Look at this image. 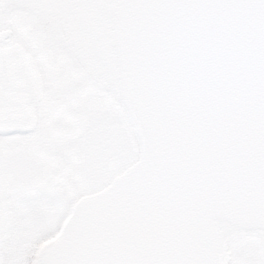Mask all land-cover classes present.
<instances>
[{"label": "water", "instance_id": "water-1", "mask_svg": "<svg viewBox=\"0 0 264 264\" xmlns=\"http://www.w3.org/2000/svg\"><path fill=\"white\" fill-rule=\"evenodd\" d=\"M158 1L163 0H152V7L159 5ZM186 1L187 0H185V6L187 5ZM170 2L172 3V0H170ZM200 3L206 8L203 9L205 13H203L201 20L200 18L197 19V23H195L193 29L189 26L186 27L180 24L179 19L180 16H185L186 13L183 12L185 9H168L167 16H169V19H166L167 16L165 15L163 23L159 21V25H157V29L159 28V31H157V55L150 59L149 62H142L137 65V69L129 64V67L135 69V73L133 69H130L131 73L128 75L131 79V81H129L131 86L129 90V92H131V96H129V103H131L130 110L132 116L138 118L140 121L141 128L143 129L141 133L144 135L147 142H150L152 140V134L157 131L158 146L162 147L168 144L169 146L172 145L174 150H177L176 153L173 149L168 152L165 151V155H163V159H161V163H159V167L163 165V169H166L162 172V174L164 173L163 179H165V181L169 180L172 183L174 177L181 176L183 180L181 179L173 184L176 186H180V184L183 185V189L186 188V192H198L196 196L193 194L195 196V201L193 200L192 194L189 193V196L186 197L188 200L187 203L185 198L182 200L184 203L176 201L177 194L180 193L168 194L164 190L157 192L159 197L158 200L156 198L153 199L159 202L160 194H163V200H175V203H170L172 205L171 209H177V212L181 214H183V210H186V220L191 219L197 212L207 207L206 204H211L213 206V212L215 213L216 209L220 207L219 205H221V202L225 203L228 200L236 202L242 209L239 211L238 216L243 215L246 219H248V217L258 218L257 214H264V194L259 193V189H263V184H260L261 177H252L248 173H245L246 171L250 172V168H245L244 163L235 165L241 167L243 170L242 176H239L234 171L233 173L227 174L224 171L222 174L224 180L222 186L218 180L213 181L212 176L216 171V167L220 165V157H224V152L232 149V146L233 148L236 147V149H239L238 152L240 154H247V150L249 149L255 150L254 146L247 144V142L250 141V137L245 140L237 137L239 136V132H241V121H244L245 125L249 126L251 123L250 120L254 114L259 115V112L264 114V108L258 106V104H261L262 94L257 92L254 97L252 95H245L247 105L250 106L246 107V105H244L245 108L239 111L237 102L234 98L242 97L237 93L235 88V86H237L238 74L237 72L233 73L232 69H237L241 64L239 52H241L242 49L239 48V44H243V40H241L240 36L244 39L247 37L249 30H256L255 26H264V0H202ZM206 3L210 6L209 9L206 7ZM170 7L174 8L175 6L171 5ZM176 11L177 13L173 15ZM172 16H175L176 19L174 20ZM164 23H167V27L169 28L166 34H164V31L167 30L164 28ZM160 25L161 27H159ZM188 35L189 39L186 41L183 40L182 37H187ZM117 46L118 45H116V47ZM149 54L154 55L155 53ZM184 54L185 59L190 60L188 64L189 69H187L185 75V93H176L175 97L172 95L171 97L163 95V99H160L162 98L161 95L158 97L157 93H151V91L145 87L142 78L151 80L156 73L155 71L160 70L166 58L170 63H168L167 66L165 65V72L167 74H173V78L174 76L178 78L176 72L180 73V71H183V66L179 65L181 70L175 71V75L172 70L175 69L180 58H182L181 55ZM248 54L249 55L245 57L248 62L245 66L252 64V69H257V65L261 64L260 59L251 51H249ZM249 57H251V59H249ZM215 60H219L218 65H215ZM228 61L232 64L228 65L229 67H225ZM241 70L242 69L239 70L240 73ZM243 72L245 73L244 67ZM263 72L264 70L260 68L257 70L256 74L259 77L258 80L263 84L264 89ZM217 75L225 79H230L232 83H220L219 80H217ZM191 95L193 97H190ZM214 97H217L219 103L216 105L213 103L212 107H215L218 109V112H221V117H217L211 110L209 111L206 109V107H200L197 111L199 113L198 115L196 114L197 116L195 114L192 116L190 113H185V111H189V109L193 107L194 110L195 108L197 109L195 102H198L201 106L205 103L214 102ZM252 98L256 101L252 102ZM164 99H167V102L164 101ZM189 103L193 104V106ZM154 115H157V118ZM159 115H161V117H158ZM5 121L8 120L5 119ZM215 125L231 127L229 130L230 135L226 138H215L218 139V141L215 142L216 145L213 144L209 148L199 147L198 143L201 140L202 127L215 129ZM259 127L264 128V121L260 120ZM176 133L177 135L180 134L179 137H181L174 139V142V140L169 139V137ZM218 134L222 136V132ZM240 143L241 145L238 146ZM224 144L226 147H224ZM170 154L176 158L180 165V170L176 171L179 175L173 174L174 170L170 168L171 163L168 161L167 157ZM225 157L230 158L227 154H225ZM215 158H217V160H214ZM235 160L236 159H233L232 161ZM261 161L264 162V156H262ZM186 163H189V172L188 170L185 171ZM252 168L256 171L253 165ZM187 181L190 187L186 185ZM158 183L159 188L162 189H164V187L173 186V184H165L163 180ZM155 188H157V184ZM207 191L208 193L205 194ZM225 205L228 208L226 203ZM245 210H248V212ZM214 213L207 217V221H203L200 217L201 221L196 224L197 226L194 228V231L180 226L177 241L170 240L168 243L164 261L166 264H222L220 260L222 243L217 232H215L209 224V218ZM72 222H74V216L70 223ZM67 230L68 229H66V231ZM97 233L98 232L90 228H85L81 231L83 237L92 239L97 238ZM208 234L211 235V239L207 240ZM60 240H62V238ZM74 242L76 241L73 240L69 242V245ZM114 245L115 241L111 239L109 241V246L114 247ZM109 246H107V249H109ZM108 251L109 250H104V255L108 256ZM52 260L53 259H49L51 264H53ZM103 261H105V259H103ZM103 261L101 263H103ZM99 262L100 261H98V263Z\"/></svg>", "mask_w": 264, "mask_h": 264}, {"label": "rangeland", "instance_id": "rangeland-1", "mask_svg": "<svg viewBox=\"0 0 264 264\" xmlns=\"http://www.w3.org/2000/svg\"><path fill=\"white\" fill-rule=\"evenodd\" d=\"M16 40L21 41L28 49L35 46L25 32H20ZM36 57L39 58V55L36 54ZM39 63L41 65L40 61ZM44 64L43 68L49 69L48 62ZM63 71L73 80L81 82L78 86L82 94L86 83L83 76L69 61ZM49 74L56 75L57 73L49 69ZM84 96L85 103L90 109L84 116L81 134L73 138L53 137L52 146L41 149V156L38 157L34 156L33 150L42 145H37L35 138L29 147L25 148L26 162L24 163L20 159H18L19 162L17 161L16 153L14 161L9 157L0 159L1 162H10L0 168V217L7 219L0 226V234L2 229L7 228L9 231V237L3 236L0 239V264H31L34 262L37 264L44 247L54 237L59 219L65 214L71 202L81 194L95 191L111 177L112 172L97 173L95 164L99 163V167H103L106 162L103 156L107 158L111 155L112 160L113 156L116 157L117 153L122 150L123 158L130 159L129 161L133 159L135 147L131 143L128 132L123 130L125 121L121 115L122 111L111 105V112H102L101 118H94L89 115V112H95L96 104L89 100L90 94ZM97 100L101 102L103 98H97ZM112 101L111 95V104ZM39 120L42 124L38 125L37 130L42 131L44 123L40 118ZM26 139L23 137L17 145L27 143ZM124 139H126L125 150L123 145H119ZM108 148L111 154L107 151ZM83 161L86 163L84 165L86 170L82 168ZM111 163L113 164L112 161ZM28 164V170L25 171ZM58 165H61V168ZM120 167L121 165L115 167L114 172L119 171ZM17 171L19 172L18 179L12 176V173ZM24 173L27 174L23 176ZM44 194L48 195V200L44 199ZM23 209L29 211L30 215L22 213ZM27 215L30 216L31 224L21 227L22 222L27 220ZM22 231L28 234L24 233L23 237ZM17 232L22 235L21 249L18 251L13 249L8 240L15 238ZM241 240L242 237L233 239L228 248L227 259L230 264H239L237 256L243 251L252 250V242L244 244Z\"/></svg>", "mask_w": 264, "mask_h": 264}, {"label": "bare ground", "instance_id": "bare-ground-1", "mask_svg": "<svg viewBox=\"0 0 264 264\" xmlns=\"http://www.w3.org/2000/svg\"><path fill=\"white\" fill-rule=\"evenodd\" d=\"M81 22H84V21H81ZM85 30L88 32H85L84 35L90 36V34L92 33L91 32L92 31V23L91 22L87 23ZM24 67L28 68L27 66H24ZM9 70H10V68H9V65L7 62H5V65L0 67V82L6 81L7 84H9L11 82V80L9 79V76H8ZM8 94H10V93H8Z\"/></svg>", "mask_w": 264, "mask_h": 264}, {"label": "flooded vegetation", "instance_id": "flooded-vegetation-1", "mask_svg": "<svg viewBox=\"0 0 264 264\" xmlns=\"http://www.w3.org/2000/svg\"><path fill=\"white\" fill-rule=\"evenodd\" d=\"M253 249H254L253 252H254L255 254H258V255H260V256L262 255V254H261V251H260V249H259V247H258V245H257V243H255V242L253 243Z\"/></svg>", "mask_w": 264, "mask_h": 264}]
</instances>
